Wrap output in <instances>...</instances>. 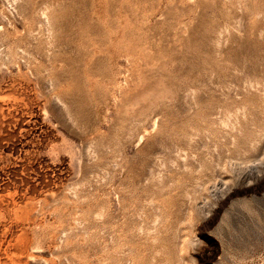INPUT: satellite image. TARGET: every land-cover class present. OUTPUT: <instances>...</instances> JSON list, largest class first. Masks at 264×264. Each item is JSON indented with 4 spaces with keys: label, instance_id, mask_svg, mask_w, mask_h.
<instances>
[{
    "label": "rangeland",
    "instance_id": "1",
    "mask_svg": "<svg viewBox=\"0 0 264 264\" xmlns=\"http://www.w3.org/2000/svg\"><path fill=\"white\" fill-rule=\"evenodd\" d=\"M0 264H264V0H0Z\"/></svg>",
    "mask_w": 264,
    "mask_h": 264
}]
</instances>
